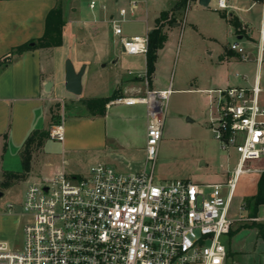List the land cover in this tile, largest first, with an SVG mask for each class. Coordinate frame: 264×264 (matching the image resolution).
Wrapping results in <instances>:
<instances>
[{"label": "crops", "instance_id": "crops-1", "mask_svg": "<svg viewBox=\"0 0 264 264\" xmlns=\"http://www.w3.org/2000/svg\"><path fill=\"white\" fill-rule=\"evenodd\" d=\"M131 1L138 6L122 26L124 38L149 37L162 13L183 0H100L98 10L90 7L91 2L90 10H86L81 0L69 6L70 0L62 10V45L9 57L14 48L45 35L48 16L59 3L0 0V61L5 59L0 65V176L5 172L22 173L21 152L27 139L35 131L58 125L57 121L63 126L64 138H49L35 150L27 186L62 171L77 176L81 167L89 172L100 163L125 173L139 172L146 167V107L114 100L107 105L105 115H93L85 101L171 88L168 110L173 106L177 113L190 117L187 123L212 130L219 116L218 91L252 87L257 75L261 84L264 81V0H229V9H218L219 0H210L208 7L193 0L189 8L177 9L181 23L166 28L167 42L159 51L152 79L147 75L146 53H126L122 37L114 33L111 24L119 17V8L129 9ZM234 43L246 50L249 63L231 49ZM69 59L77 72L86 66L80 96L65 89ZM250 64H255L256 70L251 81L241 72ZM48 83L52 84L50 91L46 90ZM236 209L234 203L231 212ZM261 212L257 219L264 224ZM234 217L227 234L226 263L264 264V240L258 229L249 226L234 232L233 224L238 221ZM244 229L255 235L247 250L238 249L233 242Z\"/></svg>", "mask_w": 264, "mask_h": 264}, {"label": "built area", "instance_id": "built-area-1", "mask_svg": "<svg viewBox=\"0 0 264 264\" xmlns=\"http://www.w3.org/2000/svg\"><path fill=\"white\" fill-rule=\"evenodd\" d=\"M98 4L92 1L90 7ZM137 6L131 1L129 9L120 7L119 17L111 21L131 55L147 53L149 46V37H123L122 26ZM229 8V0H219L218 9ZM231 49L242 61H251L239 43ZM263 92L260 75L252 87L218 91L219 116L212 130L221 148L229 155L236 152L239 160L226 183L205 185L156 182L171 88L116 99L114 103L147 109L146 167L125 173L100 163L87 176L62 171L29 185L18 214L25 222L22 244L0 240V264H226L223 238L234 222L239 180L254 172L246 165L264 160ZM49 132L53 140L64 138L61 124ZM8 209L12 212L14 204Z\"/></svg>", "mask_w": 264, "mask_h": 264}, {"label": "rangeland", "instance_id": "rangeland-1", "mask_svg": "<svg viewBox=\"0 0 264 264\" xmlns=\"http://www.w3.org/2000/svg\"><path fill=\"white\" fill-rule=\"evenodd\" d=\"M67 1L70 0H58V5L62 10ZM76 1L78 0H71L69 6L74 5ZM91 1L81 0V5L86 10H90L89 4ZM95 1L99 3L98 10L100 0ZM241 72L247 74L251 81L256 72L255 64H250L248 68ZM261 87L264 89V81H262ZM259 99L261 105L264 106V92ZM61 112L60 106L58 108L60 119ZM65 114L66 112H64V117ZM188 118L190 117L173 110V106L169 107L164 138L160 144L155 169L156 182L166 183L175 180H186L201 185L226 183L238 163L239 154L233 151L229 155L227 151L221 148L213 130L202 128L197 123H187ZM246 167L251 168L254 172L243 175L239 180L236 200L234 201L237 209L233 213L231 212V217L235 216L234 218L238 219L233 224L234 232L242 227H249L253 223L259 222L258 219L249 218V212L245 210V200L251 197L257 189L259 172L264 170V160L251 161ZM89 172L87 168L81 167L77 176H87ZM27 188L25 181L18 183L8 191H3L5 195L0 198V240L8 241L13 246L18 247L21 246L23 241V225L25 223L24 219L20 218L18 214L22 211V203ZM222 193L226 196L227 189L224 188ZM10 204H14L12 212L8 209ZM261 210V215L264 217V210L262 208ZM254 236V231L244 229L237 233L233 242L238 249L247 250L252 246V241L255 240ZM223 240L227 244V235L224 236Z\"/></svg>", "mask_w": 264, "mask_h": 264}, {"label": "trees", "instance_id": "trees-1", "mask_svg": "<svg viewBox=\"0 0 264 264\" xmlns=\"http://www.w3.org/2000/svg\"><path fill=\"white\" fill-rule=\"evenodd\" d=\"M187 3L188 0H183L171 11L162 13L161 17L157 20L156 28L149 34V46L146 53L147 75L149 79H152L156 72L159 51L163 49L165 43L167 42L166 28L172 27L179 23L176 11L177 9L185 8ZM64 24L65 21L62 9L60 7L53 9L47 19L45 35L41 39L33 40L14 48L11 51L9 57L14 55H22L27 51L37 48H47L62 45ZM2 63L3 62L0 61V65ZM118 98H120V95L113 94L107 98H97L85 101V105L91 114L105 115L107 105ZM52 117L56 118L57 116L55 113H53ZM57 124L60 125L61 122L57 121ZM49 138V130L35 131L30 135L21 152L23 172L3 173L0 176V191L9 190L14 185L27 180L29 173L31 172L33 153L36 149L43 147L44 143ZM261 208L264 209V172L260 175L256 194L246 198L245 200V210L249 212V216L251 218H258ZM250 228L258 229L259 237L264 240V224L255 222L250 225Z\"/></svg>", "mask_w": 264, "mask_h": 264}, {"label": "water", "instance_id": "water-1", "mask_svg": "<svg viewBox=\"0 0 264 264\" xmlns=\"http://www.w3.org/2000/svg\"><path fill=\"white\" fill-rule=\"evenodd\" d=\"M210 0H199V4L204 7H208ZM86 66H83L79 72L76 71L73 62L69 59L66 62V79L65 89L68 93L75 96H80L83 91V76L85 74ZM51 83H48L46 90L50 91ZM4 192L0 191V198L4 197Z\"/></svg>", "mask_w": 264, "mask_h": 264}]
</instances>
